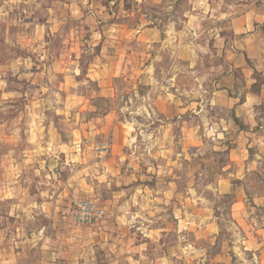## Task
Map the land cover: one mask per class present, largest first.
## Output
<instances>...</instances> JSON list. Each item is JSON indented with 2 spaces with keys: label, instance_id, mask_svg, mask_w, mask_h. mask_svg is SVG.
I'll use <instances>...</instances> for the list:
<instances>
[{
  "label": "rangeland",
  "instance_id": "374dc122",
  "mask_svg": "<svg viewBox=\"0 0 264 264\" xmlns=\"http://www.w3.org/2000/svg\"><path fill=\"white\" fill-rule=\"evenodd\" d=\"M238 1L0 0V247L264 264V50L215 15Z\"/></svg>",
  "mask_w": 264,
  "mask_h": 264
},
{
  "label": "crops",
  "instance_id": "0c3cea01",
  "mask_svg": "<svg viewBox=\"0 0 264 264\" xmlns=\"http://www.w3.org/2000/svg\"><path fill=\"white\" fill-rule=\"evenodd\" d=\"M208 14L211 17L216 15L220 20L226 19L229 21L235 39L228 44H230L231 48L234 50L245 52L243 54H245L244 56H246L247 60L253 61V64L256 66V60L253 58L255 57L254 52L257 48L264 50V30L261 29L262 26H264V0H240L236 3H232L229 7L225 8V10H220L215 15L213 11H209ZM159 34L158 26L155 24L137 31V35L141 41H153L158 38ZM259 64L260 69L264 72V59H261ZM247 100L248 102L246 105H248V107L251 105L252 100H254L255 103H264V89L259 94L248 93ZM5 239H7L5 247H0V264H25L29 261H31L32 264L47 263L44 260L45 257H43L44 252L42 245L39 247L41 249V256L37 259L30 257V254H32L38 243L36 239H40V235L22 237L20 243H22L21 247H23V251L19 252L16 251L17 240L14 237L11 239L7 237ZM3 241L4 239L1 240V242ZM39 243H41V241H39ZM79 264H94V262H81Z\"/></svg>",
  "mask_w": 264,
  "mask_h": 264
},
{
  "label": "built area",
  "instance_id": "2783aa9c",
  "mask_svg": "<svg viewBox=\"0 0 264 264\" xmlns=\"http://www.w3.org/2000/svg\"><path fill=\"white\" fill-rule=\"evenodd\" d=\"M90 207H91V209H93V208H94V206H91V205H90Z\"/></svg>",
  "mask_w": 264,
  "mask_h": 264
}]
</instances>
